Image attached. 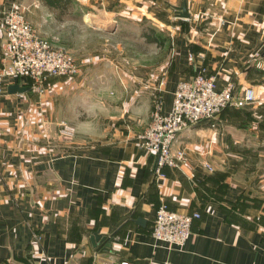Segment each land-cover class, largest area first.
Masks as SVG:
<instances>
[{"label":"crops","instance_id":"obj_1","mask_svg":"<svg viewBox=\"0 0 264 264\" xmlns=\"http://www.w3.org/2000/svg\"><path fill=\"white\" fill-rule=\"evenodd\" d=\"M76 1L84 9L79 20L110 26L112 36L135 26L150 48L87 50L78 76L48 77L42 92L8 93L9 84H29L6 80L0 264H264V132L257 123L264 119V0ZM183 3L186 18L176 16ZM13 4L43 35L58 21L39 0H0V65L2 12ZM145 27L155 30L153 39ZM201 66L217 90L228 82L239 93L250 86L256 100L244 107L249 116L226 112L216 127L181 131L175 146L185 148L187 161L158 175L136 134L155 95L168 112L177 83ZM62 123L72 136L61 135ZM162 203L200 215L182 248L151 235ZM97 234L109 239L100 250Z\"/></svg>","mask_w":264,"mask_h":264},{"label":"built area","instance_id":"obj_2","mask_svg":"<svg viewBox=\"0 0 264 264\" xmlns=\"http://www.w3.org/2000/svg\"><path fill=\"white\" fill-rule=\"evenodd\" d=\"M4 55L0 65V97L7 79H25L30 88L43 91L48 77L73 78L81 71L80 63L57 38L40 35L26 18L22 8L13 4L2 12ZM256 93L246 87L236 92L228 82L221 90L216 89L214 76H208L203 66L187 80H180L173 92L171 107L162 112V102L155 95L147 125L136 134L141 150L154 154L156 173L163 175L165 166L179 167L187 161L185 148L176 147L178 134L203 120L215 118L227 106L235 108L253 103ZM214 123L211 127H216ZM60 133L64 137L73 134V128L62 123ZM204 165L211 169L207 163ZM199 214L171 210L162 203L155 211L151 235L155 242L167 248H182L191 233V224ZM121 264H128L126 261ZM146 264H156L149 260Z\"/></svg>","mask_w":264,"mask_h":264},{"label":"rangeland","instance_id":"obj_3","mask_svg":"<svg viewBox=\"0 0 264 264\" xmlns=\"http://www.w3.org/2000/svg\"><path fill=\"white\" fill-rule=\"evenodd\" d=\"M38 13L34 12L32 16L34 17ZM39 15L38 18H40ZM28 20L30 21V19ZM99 26L98 24H93L90 20L88 24L77 18L71 19L68 16H64L58 19L57 22L53 21V23L47 24L46 28L49 29L47 35H43L40 31L38 32L37 27L34 26V28L42 36L58 38L60 43L73 54L80 64L81 60L87 57V50L92 51L90 53L94 55V51L104 53L106 47H110L114 51L121 47L129 53L141 48H150L138 37V29L135 26L125 25L117 32L113 29V36L109 34L112 27L106 26V29H103L102 26ZM145 29L149 30L148 27H145Z\"/></svg>","mask_w":264,"mask_h":264},{"label":"trees","instance_id":"obj_4","mask_svg":"<svg viewBox=\"0 0 264 264\" xmlns=\"http://www.w3.org/2000/svg\"><path fill=\"white\" fill-rule=\"evenodd\" d=\"M39 1L42 5H44L49 10V12H51V14L57 20L63 18L64 16H68L71 19H74V18L81 19L83 17L84 9L78 5L76 0H39ZM148 29L149 30H147V32L143 31V34L147 38L152 37V33L156 34L153 28L148 27ZM156 40L158 41V38H156ZM245 106L238 107V108L227 106L223 108L215 118H212L209 120H203L195 125L207 124L211 126L212 123L213 124L215 123L216 125H218V123L220 122L221 116L226 112L231 113L232 115L241 114L243 116L244 115L249 116L250 112L244 109ZM257 123H258V128L264 132V119L259 120ZM108 241L109 239L107 238L105 239L104 237V240L100 243L99 250L105 247Z\"/></svg>","mask_w":264,"mask_h":264},{"label":"water","instance_id":"obj_5","mask_svg":"<svg viewBox=\"0 0 264 264\" xmlns=\"http://www.w3.org/2000/svg\"><path fill=\"white\" fill-rule=\"evenodd\" d=\"M176 16L183 17V18L189 17V13L187 12V7H186L185 3H183L178 9H176ZM29 88H30V86H22L18 83L9 84L7 86V92L8 93L24 92V91L28 90ZM138 221H141V219L138 218ZM100 237H101V235L97 234L95 238L99 240ZM101 238L104 239V236H102Z\"/></svg>","mask_w":264,"mask_h":264}]
</instances>
